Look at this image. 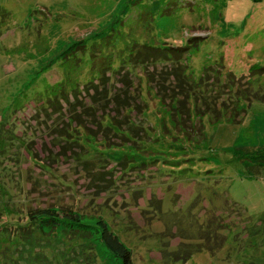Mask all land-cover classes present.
I'll use <instances>...</instances> for the list:
<instances>
[{
  "label": "rangeland",
  "instance_id": "obj_1",
  "mask_svg": "<svg viewBox=\"0 0 264 264\" xmlns=\"http://www.w3.org/2000/svg\"><path fill=\"white\" fill-rule=\"evenodd\" d=\"M110 25H121V42L105 52L131 62L121 59L119 72L131 80L132 104L142 101L140 72L173 86L172 67L187 66V91L207 112V141L198 143L210 144L202 152L210 173L174 176L132 165L130 149L157 142L155 107L163 101L118 113L109 105L119 126H93L89 139L68 121L60 93L42 99L47 83L80 74L59 61L65 49ZM193 36L205 42L177 58L139 43L173 49ZM118 73L106 71L102 83L100 75H82L65 97L75 106L91 102L93 86L121 93L127 85ZM163 93L165 101L174 94ZM222 112L237 124H215ZM257 152H264V0H0V264H121L95 228L30 223L28 210L44 207L70 209L90 225L104 220L135 264H264V177L244 166V154Z\"/></svg>",
  "mask_w": 264,
  "mask_h": 264
},
{
  "label": "trees",
  "instance_id": "obj_2",
  "mask_svg": "<svg viewBox=\"0 0 264 264\" xmlns=\"http://www.w3.org/2000/svg\"><path fill=\"white\" fill-rule=\"evenodd\" d=\"M142 12L145 11L142 10ZM162 12L164 11L162 10ZM146 14L151 16L147 12ZM151 18L153 17L151 16ZM119 21L120 20L116 19L114 20V23H119ZM110 26V29L106 30L105 32L100 31V34H93L85 39L77 40L65 49L59 58L60 60H58L61 61V63L63 62L66 64L65 66L67 67L68 74L73 72H79L80 74L77 78H73L71 83L68 82V79L65 77L56 80L51 84L47 83L44 87L42 99H45L46 97L50 101H55V99L57 100L58 98V93H60V96H62L63 100L69 105V116L67 117L68 121H73L77 126L76 129L84 131L85 136L89 139H92L94 136H96V132L93 131V128H91L93 126H96V128H104L105 131L110 129L108 124L109 122L112 124L114 123L111 127L119 126L116 123V119H118V117H115V115L113 116L109 111H106L109 105H113L114 108L112 109L116 110L115 113H118V109L127 110L131 107L140 108V103L142 101L147 104L153 98L157 99L158 104H161V101H163L162 104L164 106L161 109H159L160 105L155 107L156 111L160 113V116H158L160 117V121L157 124L158 133L155 137L157 142H152L150 139L145 140L142 142V144L145 146V148L142 150L136 148L130 149V151L127 152V156L138 161V164L134 163L132 165H153L158 169L168 172L174 176L176 174L182 173H210L212 169L211 167H208V163L211 162V158L210 156L202 153L203 150L209 148L210 144L208 143V147H205L204 144H199L202 140L203 142L205 140L207 141V134L204 130V122L202 121L203 117L207 116V112L206 114L199 112L200 106L196 102V98L199 99L200 96L196 95L197 92L195 93L194 89L189 92L187 91V89L191 87L190 83L192 82V80L186 79L188 70L186 68L187 66L183 67V64L180 63L172 67V76L174 77L173 86L170 84L167 85L164 82H159V79H154V77L144 71L140 72L139 75L145 78L143 82L144 84H141V92L139 94L141 95L142 101L140 100L141 102H138L132 99L134 101L132 104L130 101L131 99L127 98L130 97L128 94L130 93L128 92V87H131L129 86L131 84V80H129L130 78L127 76V71L125 73L119 72L123 68L121 59H124L123 61L126 62V64H130L131 62L127 61L125 59L126 57L124 56H122V58H117V56L113 55L112 53L109 54V52H105L109 43L116 44V42H121V25L118 27L117 25ZM127 39H129V37L125 40L127 41ZM136 39L137 38L134 37L131 38L133 41L138 40ZM202 42L204 43L205 41H202L201 37L193 36L186 39L182 45H178L173 49L170 46L159 47L158 45L154 44L142 42L139 43H141V46H144V48L153 49V55L159 54L158 52L163 50L165 56H174L177 58L180 56V54H186L189 51L187 50L189 47L193 45L198 46L202 44ZM97 45H99V50L95 51L94 49L97 48ZM78 52H80V54H78L77 57H80V60L76 62L77 60L75 57ZM87 53H91L92 55L89 54V56L92 58H84V55ZM130 53L131 52L128 51L126 55H130ZM142 55L143 57L138 58V60L144 59L145 54L142 53ZM67 58L70 60L69 62H66ZM141 64L143 66V63ZM191 64L192 57L190 65ZM86 65L88 67H86L85 70L83 67ZM82 71H84L85 74H83ZM106 71H110L111 73L119 72L118 74H121L120 82L127 85L126 90H121V93L120 91H114L108 95L106 89L99 91L100 87L98 89V86H93L92 89H94L95 92H93L91 95L90 103H77L74 106L69 101L68 96L71 94V91L78 87L76 84L81 81L80 76L85 75V79L87 78L88 80L90 77H98L100 75L102 76V83L106 80V78L109 77L105 76ZM149 81H153L151 84L152 87L149 86ZM168 87L172 88V93L174 94L170 97L169 101H165L163 100V97L165 96L163 92H165ZM185 89L187 92H185ZM67 93L69 95L65 97ZM156 93H159L160 95H156ZM179 94L182 97H179ZM96 95H98V98H96ZM75 97L76 101L78 96ZM43 101L44 100H42V102ZM100 110L102 111L99 114L98 111ZM220 116L222 120H215V124L217 125L222 122H227L229 124H237L238 122V119L231 117L229 113L225 114L222 112ZM197 117L200 118L199 120H201V123L197 124V121L195 120ZM62 131L65 133V135H70L69 131H65V129H62L61 132ZM133 131L134 130H132V132ZM61 132L60 134L64 135ZM134 134L137 135V132H134ZM70 141L73 140L71 139ZM78 143L81 142L78 141ZM244 156L247 157L246 159H249L245 160L246 162L244 163V166L249 171H252L255 176L264 177V152H257L250 155L248 154V156L244 154ZM241 158L244 159L242 156ZM129 162L130 165L133 163L132 160ZM27 216L30 223H36L40 228H57L60 226L67 227L72 230H84L87 227L95 228L99 231L100 241L109 254L118 258L121 264H135L131 250L120 240L119 236L114 233L102 219H97L95 224L90 225L85 223L81 216L70 209L59 211L51 207L31 208L28 210ZM223 228L224 225L218 226V229Z\"/></svg>",
  "mask_w": 264,
  "mask_h": 264
}]
</instances>
